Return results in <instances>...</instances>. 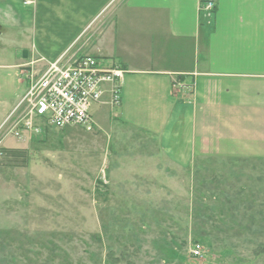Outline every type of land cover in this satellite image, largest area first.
<instances>
[{
  "label": "rangeland",
  "instance_id": "rangeland-1",
  "mask_svg": "<svg viewBox=\"0 0 264 264\" xmlns=\"http://www.w3.org/2000/svg\"><path fill=\"white\" fill-rule=\"evenodd\" d=\"M15 38L0 36V128L29 89ZM107 100L92 131L15 137L27 103L0 129V264H264V158L138 164L156 141Z\"/></svg>",
  "mask_w": 264,
  "mask_h": 264
},
{
  "label": "crops",
  "instance_id": "crops-1",
  "mask_svg": "<svg viewBox=\"0 0 264 264\" xmlns=\"http://www.w3.org/2000/svg\"><path fill=\"white\" fill-rule=\"evenodd\" d=\"M34 1L0 0V36L23 50L14 68L87 55L123 68L121 105L104 103L156 141L138 164L264 158V0Z\"/></svg>",
  "mask_w": 264,
  "mask_h": 264
},
{
  "label": "built area",
  "instance_id": "built-area-1",
  "mask_svg": "<svg viewBox=\"0 0 264 264\" xmlns=\"http://www.w3.org/2000/svg\"><path fill=\"white\" fill-rule=\"evenodd\" d=\"M34 2L24 0L25 4ZM214 9L212 1L201 7L207 17L213 14ZM125 73L119 66L103 65L94 56H81L73 61L62 56L49 62L42 73L27 76L29 89L4 124L27 103V111L19 115L10 130L15 137L22 138L26 133L40 134L43 131L41 124L56 128L79 125L92 131L95 127L92 106L99 104L104 95L110 92L111 105L119 107ZM201 251L198 245L194 253L200 255Z\"/></svg>",
  "mask_w": 264,
  "mask_h": 264
},
{
  "label": "trees",
  "instance_id": "trees-1",
  "mask_svg": "<svg viewBox=\"0 0 264 264\" xmlns=\"http://www.w3.org/2000/svg\"><path fill=\"white\" fill-rule=\"evenodd\" d=\"M216 9H214V13H215Z\"/></svg>",
  "mask_w": 264,
  "mask_h": 264
},
{
  "label": "water",
  "instance_id": "water-1",
  "mask_svg": "<svg viewBox=\"0 0 264 264\" xmlns=\"http://www.w3.org/2000/svg\"><path fill=\"white\" fill-rule=\"evenodd\" d=\"M24 55L26 56V53H24Z\"/></svg>",
  "mask_w": 264,
  "mask_h": 264
}]
</instances>
